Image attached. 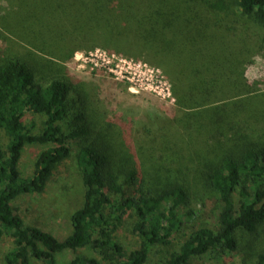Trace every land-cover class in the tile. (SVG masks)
Listing matches in <instances>:
<instances>
[{
  "label": "trees",
  "instance_id": "16d2710c",
  "mask_svg": "<svg viewBox=\"0 0 264 264\" xmlns=\"http://www.w3.org/2000/svg\"><path fill=\"white\" fill-rule=\"evenodd\" d=\"M3 2L0 264H57L67 251L68 264H149L162 250L157 264H264V88L247 76L264 55V0ZM97 48L161 69L177 116L125 140L130 123L104 122L96 89L66 66ZM30 146L44 149L25 177ZM71 158L84 202L61 241L13 202L44 193ZM215 208L216 222L196 228ZM131 213L139 248L128 251L115 233Z\"/></svg>",
  "mask_w": 264,
  "mask_h": 264
},
{
  "label": "rangeland",
  "instance_id": "374dc122",
  "mask_svg": "<svg viewBox=\"0 0 264 264\" xmlns=\"http://www.w3.org/2000/svg\"><path fill=\"white\" fill-rule=\"evenodd\" d=\"M2 5L4 2L0 0V6ZM147 63L97 48L94 51L77 52L66 64L74 77L80 82L91 84L93 89H96L97 99L105 105L104 122L113 123L116 120H123L130 123V136L128 135L127 138L121 136L122 141L124 138L137 141L144 136L145 130L139 125L151 127L154 121L159 122L177 116L176 110L173 109L174 97L167 88L169 87L167 77L161 69ZM247 76L251 82L261 81V88H264V55H257L248 67ZM158 126L159 123L155 124V128ZM43 149L40 146L27 148L20 166L23 176L29 177L33 174L34 162ZM83 202L82 175L71 158L62 164L44 193L22 196L13 202V207L26 224H37L62 241L71 234V215L82 208ZM202 215L203 220L196 225V228L207 226L208 219H211V225L216 222V208ZM137 222V217L131 213L125 217L124 224L115 233L116 241L128 251L139 248L134 233ZM192 227L189 225L184 227L177 239L188 236ZM9 246L10 244L4 240L1 257ZM162 251L166 252V250ZM164 252L156 254L149 264L162 262L166 256ZM84 253L91 255L90 251ZM216 257L215 254L206 255L201 261L196 260L193 264L224 263V258L215 262ZM72 259V253L67 251L57 256V264H68Z\"/></svg>",
  "mask_w": 264,
  "mask_h": 264
},
{
  "label": "built area",
  "instance_id": "2783aa9c",
  "mask_svg": "<svg viewBox=\"0 0 264 264\" xmlns=\"http://www.w3.org/2000/svg\"><path fill=\"white\" fill-rule=\"evenodd\" d=\"M168 88V90H169V92H170V89H169V87H167Z\"/></svg>",
  "mask_w": 264,
  "mask_h": 264
}]
</instances>
